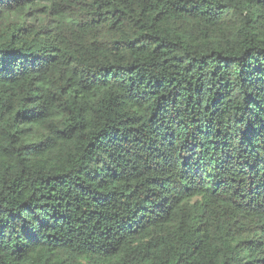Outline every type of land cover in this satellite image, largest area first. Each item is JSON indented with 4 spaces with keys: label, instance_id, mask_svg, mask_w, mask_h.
Listing matches in <instances>:
<instances>
[{
    "label": "trees",
    "instance_id": "16d2710c",
    "mask_svg": "<svg viewBox=\"0 0 264 264\" xmlns=\"http://www.w3.org/2000/svg\"><path fill=\"white\" fill-rule=\"evenodd\" d=\"M0 264H264V0H0Z\"/></svg>",
    "mask_w": 264,
    "mask_h": 264
}]
</instances>
